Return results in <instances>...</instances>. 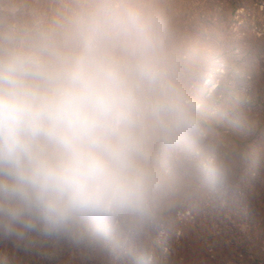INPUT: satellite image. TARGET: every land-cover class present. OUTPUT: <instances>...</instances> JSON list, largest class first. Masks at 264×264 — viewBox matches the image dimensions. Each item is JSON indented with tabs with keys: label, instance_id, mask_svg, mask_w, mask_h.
<instances>
[{
	"label": "clouds",
	"instance_id": "clouds-1",
	"mask_svg": "<svg viewBox=\"0 0 264 264\" xmlns=\"http://www.w3.org/2000/svg\"><path fill=\"white\" fill-rule=\"evenodd\" d=\"M204 74L160 0H0V237L123 264L164 204L228 185Z\"/></svg>",
	"mask_w": 264,
	"mask_h": 264
},
{
	"label": "trees",
	"instance_id": "trees-1",
	"mask_svg": "<svg viewBox=\"0 0 264 264\" xmlns=\"http://www.w3.org/2000/svg\"><path fill=\"white\" fill-rule=\"evenodd\" d=\"M13 2L37 7L44 0ZM160 2L202 58V90L208 89L204 84L216 69L214 63L223 65V73L217 67L222 79L204 96L219 138L235 148L237 166L228 185L193 186L164 204L123 264H264V33L238 38L233 32L240 10L247 22L249 11L255 13L254 26H261L264 0ZM258 61L250 75L241 70ZM187 211L194 216L191 221L177 220V214ZM179 231L183 238L175 237ZM0 256L7 257V264H113L107 255L38 234L0 237Z\"/></svg>",
	"mask_w": 264,
	"mask_h": 264
},
{
	"label": "rangeland",
	"instance_id": "rangeland-1",
	"mask_svg": "<svg viewBox=\"0 0 264 264\" xmlns=\"http://www.w3.org/2000/svg\"><path fill=\"white\" fill-rule=\"evenodd\" d=\"M243 13L244 12L242 10H240V11H238L236 13L237 15L234 17V20L237 21V23L233 27V32H236L238 34V38H240V36H242V34H251V35L253 34L254 35V33H255V36H257V37L263 35L264 28H262V26H264V21H262L260 23L261 26L255 27L254 26V24H255L254 23V14L255 13H252V12L249 11V13L247 15H248V18L250 20L248 22H247L246 19H241L240 16ZM258 63H259V61L256 63V65L252 69H250V67L247 68V66L244 65V66H242L241 70H243V72H246V70H249L247 72V74L250 75L252 73V70L254 68H257ZM217 65L218 64L215 62L214 66H215L216 69H215L214 73L212 72V73L209 74L208 80L204 84V87L208 88L207 90H206V88L203 89V93L206 94V97H208L210 95V93L214 90L216 84L222 79L220 77V75H217V72H218L217 67H220L219 68L220 69L219 73H223V70L221 69V68H223V65H221V66H217ZM193 217L194 216L191 214L190 211H187L185 213L180 212L179 214H177V220H179L180 222H182V221H185V222L191 221V219ZM231 217H233V216H231ZM233 218L235 219V217H233ZM184 235L185 234L182 231H179V232H177L175 234V237L179 239V238H183Z\"/></svg>",
	"mask_w": 264,
	"mask_h": 264
}]
</instances>
